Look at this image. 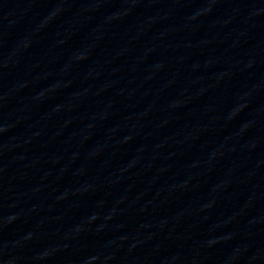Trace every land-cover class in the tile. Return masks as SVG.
<instances>
[{
	"label": "water",
	"instance_id": "1",
	"mask_svg": "<svg viewBox=\"0 0 264 264\" xmlns=\"http://www.w3.org/2000/svg\"><path fill=\"white\" fill-rule=\"evenodd\" d=\"M0 264H264V0H0Z\"/></svg>",
	"mask_w": 264,
	"mask_h": 264
}]
</instances>
